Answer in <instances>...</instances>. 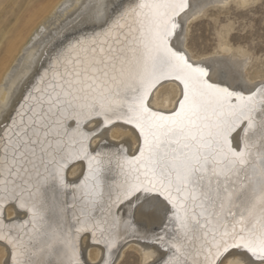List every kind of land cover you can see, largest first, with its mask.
Returning a JSON list of instances; mask_svg holds the SVG:
<instances>
[{"label":"snow or ice","instance_id":"1","mask_svg":"<svg viewBox=\"0 0 264 264\" xmlns=\"http://www.w3.org/2000/svg\"><path fill=\"white\" fill-rule=\"evenodd\" d=\"M85 9L0 111L3 264H93L86 246L119 264L133 241L159 252L153 264H264V75H210L214 59L185 46L192 17L223 43L259 13V61L254 27L233 52L264 64V0Z\"/></svg>","mask_w":264,"mask_h":264},{"label":"bare ground","instance_id":"2","mask_svg":"<svg viewBox=\"0 0 264 264\" xmlns=\"http://www.w3.org/2000/svg\"><path fill=\"white\" fill-rule=\"evenodd\" d=\"M94 2L95 0H57L48 14L44 16L45 19L36 26L34 25L35 27H33L29 36L26 37V40L22 44L21 48L19 50L17 49L18 52L15 51L17 53L13 60L11 59L12 61L6 67H4L2 72L0 71V111L3 110V107L7 103L11 102V99L17 89L22 88L23 85L31 79L33 74L37 71V68L39 67L41 61L45 59L46 54L57 42V38L60 35L61 31L71 25L73 20L76 19L81 12L86 10V5H90ZM198 17L199 16L190 18L189 23H191ZM12 30L14 29H11V31ZM9 33V28H1L0 51L2 48H4L2 46L3 44H5ZM228 38L229 37L226 36L225 42L223 43L220 42V40L218 41L216 47L217 49H215V56L206 57L203 55H194V58L198 60L205 58L214 59V63L211 66H209L208 64L204 65L205 67H209L210 75H213L214 73H220L222 71L227 72L233 69L250 79H259L262 75H264V70H258L255 72L247 71L246 67L248 64L243 62L242 58L238 54V57L235 56L233 50L236 47L234 48L232 46ZM185 46L188 47L187 43ZM189 51L192 52L190 49ZM158 94L160 95L158 96V102L160 106L168 107L171 105L172 95L169 91H167L166 89H162ZM113 136H115L118 140H123L122 142L127 141L125 146L129 147L130 150L135 149V138H129V134L123 129L114 130ZM98 142L99 141L97 140L96 143ZM80 168V165H76L75 167L70 169L68 173V176H70L69 179H74L75 175L79 173ZM13 214V210L10 209L9 216H12ZM137 249L139 250L141 257V261L138 264H153V262L159 256V252L156 249L148 248L140 242H137ZM85 251L87 253V259L93 261V264H98L101 249L86 246ZM120 255L122 256L123 252ZM3 261L4 249L3 246H0V264H3ZM232 264H239V261H233Z\"/></svg>","mask_w":264,"mask_h":264},{"label":"rangeland","instance_id":"3","mask_svg":"<svg viewBox=\"0 0 264 264\" xmlns=\"http://www.w3.org/2000/svg\"><path fill=\"white\" fill-rule=\"evenodd\" d=\"M56 1L57 0H0V30L4 27L10 29L9 36L5 42L6 45L3 44L2 47L4 48H2L3 50L1 49L2 52L0 51L1 72L4 67H6L13 60L18 52L17 49L19 50L21 48L33 27L45 19L44 16L48 14ZM254 17V19L247 22L244 21L243 17L234 21V31L228 36V40L234 48L236 47L235 49H238L249 42L248 32L254 27L257 31V35L255 39L252 40V50L259 61L261 51L258 50L260 48L258 33L262 20L259 13H255ZM188 26L187 45L193 54L197 56L203 55L206 57L215 56V49H217L216 47L219 41L217 38L218 25L215 22H210L206 18L198 17L189 23ZM11 29L14 30L11 31ZM235 56L238 57L236 53ZM247 64L246 68L249 72L264 70V64L259 62ZM158 96L160 95L158 94ZM99 139L100 138L98 137L97 140L99 141ZM111 139L113 141H123H121V139L118 140L115 136H113V133L111 135ZM131 243L126 245L122 250L123 255H120L121 259L119 264L140 263L141 257L139 250L137 249V242L133 241ZM84 256L85 259H87L86 251L84 252Z\"/></svg>","mask_w":264,"mask_h":264}]
</instances>
